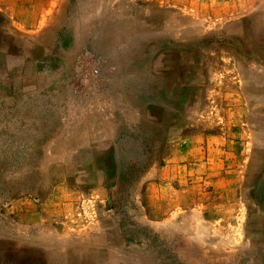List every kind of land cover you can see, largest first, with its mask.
Returning a JSON list of instances; mask_svg holds the SVG:
<instances>
[{"label":"rangeland","instance_id":"1","mask_svg":"<svg viewBox=\"0 0 264 264\" xmlns=\"http://www.w3.org/2000/svg\"><path fill=\"white\" fill-rule=\"evenodd\" d=\"M46 12L0 9V264H264V0Z\"/></svg>","mask_w":264,"mask_h":264},{"label":"crops","instance_id":"2","mask_svg":"<svg viewBox=\"0 0 264 264\" xmlns=\"http://www.w3.org/2000/svg\"><path fill=\"white\" fill-rule=\"evenodd\" d=\"M51 1L52 0H0V9L8 15L16 27L36 30L40 26L41 21L48 18L46 10L49 8ZM56 138L59 137L57 136ZM48 201L52 206L67 204L62 197L58 196L46 198L44 204H48ZM56 208L58 211L63 210V206H56ZM38 212H40V209H38ZM17 213L18 220L33 219L25 218V214L21 213V207H19V212ZM29 214L32 215V213ZM21 225H29V227H31L32 223Z\"/></svg>","mask_w":264,"mask_h":264}]
</instances>
